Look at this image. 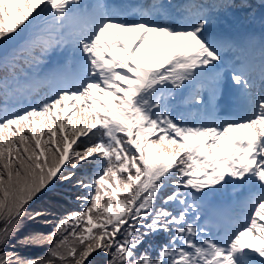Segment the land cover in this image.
<instances>
[{"label": "snow or ice", "instance_id": "obj_1", "mask_svg": "<svg viewBox=\"0 0 264 264\" xmlns=\"http://www.w3.org/2000/svg\"><path fill=\"white\" fill-rule=\"evenodd\" d=\"M78 7L79 0H0V48L28 35L0 60V246L49 181H71L72 169L95 165L92 175L76 178L84 190L77 196L81 210L48 236L24 241L52 245L49 258L5 253L0 264H85L96 249L111 255L109 264H264V95L251 94L245 72L236 70L232 80L244 92L247 115L198 124L177 120L166 92L223 63L221 48L205 35L207 20L197 16L177 27L148 10L128 21L99 5L101 11L77 28ZM150 34L155 47L141 57ZM69 42L82 56L71 85L41 96L21 84L20 59L35 62L36 49L43 55ZM235 180L257 184L260 193L250 199L244 223L226 237L213 235L196 223L199 206L195 198L189 203L188 190ZM169 181L173 191L158 206L157 194ZM158 232L168 241L156 256L148 249L138 253L144 238ZM248 235L258 242H245Z\"/></svg>", "mask_w": 264, "mask_h": 264}, {"label": "trees", "instance_id": "obj_2", "mask_svg": "<svg viewBox=\"0 0 264 264\" xmlns=\"http://www.w3.org/2000/svg\"><path fill=\"white\" fill-rule=\"evenodd\" d=\"M81 177L82 175L80 172L75 171V178H73V180ZM44 189L37 193L32 200L27 203V214L21 219L8 243L0 246V256L5 253L9 255L15 254L22 259L36 261L49 258V250L52 245L47 242L24 243V241L37 235L48 236L56 231V227L61 220L67 218L72 212L80 211L79 205L75 203L72 198V193L69 191H62L61 189L51 190L48 188L44 191ZM74 192L78 193V190L74 189ZM35 197L36 199L33 200ZM36 212L41 213L38 219L34 220L30 218ZM2 227L3 222L0 221V228ZM71 239L70 237V241ZM146 246L147 245L143 243L137 249V252H144ZM89 255V260L85 259V264H109L112 259L109 253H90ZM56 264H60V262L57 260Z\"/></svg>", "mask_w": 264, "mask_h": 264}, {"label": "rangeland", "instance_id": "obj_3", "mask_svg": "<svg viewBox=\"0 0 264 264\" xmlns=\"http://www.w3.org/2000/svg\"><path fill=\"white\" fill-rule=\"evenodd\" d=\"M164 7V6H163ZM135 35H137V33H135ZM28 39V36H23L21 37L18 41H16L13 45L9 46L8 50H10V52L12 51L13 48H16V49H19L21 45H23L25 43V41ZM166 38H163L162 40L165 41ZM152 44V45H151ZM149 45H151V48L154 49L155 47V43L152 41L149 43ZM148 45V46H149ZM4 50L6 49H3V48H0V54H2L4 52ZM147 51V50H145ZM57 52L54 50V48H52V54L54 55H57L56 54ZM144 51H141L140 50V53H139V56L141 57H144L143 55ZM118 55H121L122 53H119L117 52ZM116 55V54H114ZM32 69V66L28 69H22L23 73L25 74H28L29 71ZM167 93V92H166ZM71 103V102H69ZM82 127V125H81ZM90 134V133H89ZM46 138V137H45ZM73 147H75V145H73ZM69 155L71 156V152L69 153ZM70 167V166H69ZM95 170V165L92 164V163H85L83 164L82 167H79L77 169H72V171H76V172H80V174L82 175V177H86V176H90L92 175L93 171ZM56 178H53L52 182L50 181L49 184L45 187L44 191L48 188V187H51V185L54 187H51L50 189L51 190H56V189H61L62 191H69L70 193H72V198L74 199L75 203L79 205V210H81V205H80V202L77 200V196H80V195H83L84 194V190L83 189H80L77 187L76 185V179L74 180H71V181H65L63 179H56ZM169 183V182H168ZM74 189L75 190H78V193L74 192ZM203 190V189H202ZM173 191V187H167L165 189V187H163L160 192L157 194V198L155 200V203L156 201L159 199V198H166L167 195L171 194V192ZM209 191H208V188L205 189V192H203V196L204 194H207ZM192 193L194 194V192L192 191ZM36 197L33 199L35 200ZM202 202H205L204 199L201 200ZM162 204V203H161ZM160 205V204H159ZM158 205V206H159ZM201 205V204H200ZM73 213V212H72ZM38 219V216L34 219L36 220ZM144 229H141V232H143ZM211 233V231H209ZM212 234V233H211ZM251 236L248 235V236H245L244 239H248L250 238ZM145 239H146V242L149 241V242H145ZM167 234L164 233V232H158V233H153L149 236H146L144 238V244H146L147 246L145 247V250L148 249L151 253V255L153 257L156 256L157 252L159 251V248L160 246H162L163 244L167 243ZM258 241H254V243H257ZM159 243V244H158ZM92 253H97V254H106L107 252H105L104 250L102 249H96L94 250ZM138 253H142V251L138 252ZM90 256V255H89ZM89 256L86 257L85 259H88L89 260ZM87 260V261H88Z\"/></svg>", "mask_w": 264, "mask_h": 264}, {"label": "bare ground", "instance_id": "obj_4", "mask_svg": "<svg viewBox=\"0 0 264 264\" xmlns=\"http://www.w3.org/2000/svg\"><path fill=\"white\" fill-rule=\"evenodd\" d=\"M154 40H155V37H154L152 34H150V37L148 38V41H147V43L145 44V47H144V48H141V51H145V50L149 49L148 44H149L150 42L154 41ZM196 80H197V79H195V81H196Z\"/></svg>", "mask_w": 264, "mask_h": 264}]
</instances>
